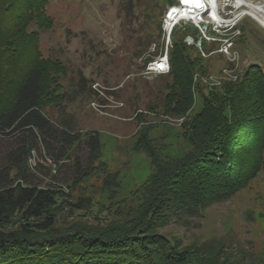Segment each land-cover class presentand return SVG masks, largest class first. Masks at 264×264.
<instances>
[{"label": "trees", "instance_id": "trees-1", "mask_svg": "<svg viewBox=\"0 0 264 264\" xmlns=\"http://www.w3.org/2000/svg\"><path fill=\"white\" fill-rule=\"evenodd\" d=\"M47 3L0 0V140L17 139L0 150V264H231L223 242L183 244L159 228L173 217L186 219L230 198L260 171L264 175L263 70L248 64L237 80L208 89L193 79L194 73L208 74L203 56L185 40L189 31L198 29L184 26L177 37L173 28L162 110L184 116L181 136L190 149L180 156L163 155L149 137V127H140L134 150L147 154L153 172L133 192L131 202L123 209L96 212L94 223L65 222L62 218L87 213L88 198L74 197L73 189L99 169L95 162L102 143L97 130H74L44 111L66 98L57 77L66 67L43 57L38 46V30L49 29L53 22L44 12ZM210 44L202 41L203 50H212ZM21 46H28L34 65L14 80L8 75ZM151 58L148 54L145 63ZM196 96L202 99L201 108L190 113ZM82 147L85 160L77 152ZM37 153L53 168H40ZM64 165L67 176L60 174ZM119 185L116 174L103 173L101 188L110 190L111 197Z\"/></svg>", "mask_w": 264, "mask_h": 264}, {"label": "rangeland", "instance_id": "rangeland-1", "mask_svg": "<svg viewBox=\"0 0 264 264\" xmlns=\"http://www.w3.org/2000/svg\"><path fill=\"white\" fill-rule=\"evenodd\" d=\"M176 3L177 0H48L44 6L53 22L49 29L38 30L39 49L43 57L57 59L66 67V72L57 76L66 98L62 103L46 105L44 111L74 130H97L102 143L99 163L95 162V168L99 169L73 189L74 197L88 198L87 213L62 221L88 219L94 223L92 217L96 212L105 208L123 209L124 204L131 202L133 192L153 172L147 154L134 150L140 127H149L148 135L163 155L180 156L190 149L181 136L179 119L184 116L163 114L161 95L167 74L155 76L145 72L146 56L151 54L152 60L165 48L168 34L164 15L167 7ZM229 4L232 14H238L240 8L234 0ZM30 26L31 30L38 29ZM184 26L189 30L194 27L176 24L173 28L177 37L182 36ZM188 33L193 37L198 34ZM217 35L232 41L231 48L238 54V77L248 64L257 65L264 72V27L258 21L249 15L239 16L231 30ZM222 38L208 42H215L208 46L212 49L209 51L196 45L207 75H218L223 67L232 66L219 50ZM147 39L150 45L146 48ZM26 47L21 46L14 58L15 66L8 75L14 80L20 78L27 66L34 65ZM193 99L190 113L202 105L201 97ZM15 141L16 138L0 140V150L6 151ZM77 152L82 160L86 159L84 147ZM36 161L41 163L40 168H53L40 154ZM68 172V166L64 165L60 174L67 176ZM104 172L116 174L119 180L114 197L110 190L101 188ZM101 216L107 217L106 212ZM159 231L180 237L183 244L223 242L231 264H264L262 171L230 198L213 202L186 219L173 217Z\"/></svg>", "mask_w": 264, "mask_h": 264}, {"label": "built area", "instance_id": "built-area-1", "mask_svg": "<svg viewBox=\"0 0 264 264\" xmlns=\"http://www.w3.org/2000/svg\"><path fill=\"white\" fill-rule=\"evenodd\" d=\"M195 1L203 2L204 0H189V2L187 3L182 2V0H177L176 4H172L168 6L166 9L167 12L165 13L163 20L164 29L167 31V28L165 27V21L166 18L169 16L171 9L174 8L185 9L187 7L190 9L191 8L190 5L185 6V4L193 3ZM205 1L207 5L208 0ZM213 1H214L213 4L208 3L207 6L206 5L204 6L206 10L209 9L210 11L209 13H207V15L208 16L210 15V17L213 18V20H211L210 23L208 22L205 23L203 20H198V22H194L193 20H190L188 16L182 17L180 20L177 21L176 24H180L181 22L186 24L185 22H187L188 24H191L192 26L198 29V34H199L198 38L195 39L193 36L188 35L192 39V42H188V43H194L195 45L201 47L202 41L211 42L216 40V38H222V37H218L217 34H219L221 31L226 29L231 30L233 25L237 22L238 16L232 15L233 11L232 9H230L231 6L228 3V1L223 0V2H221L222 4L221 6L223 7H218L217 0H213ZM192 11L193 10H191L190 12ZM178 13L179 12L177 11L175 14ZM175 22L173 24H175ZM167 34H170V32H168ZM169 43H170V39L168 37L164 50L160 52V54L157 57L153 58L152 60L146 63L145 72L147 74L150 73L152 75H158L169 72L170 63H169L168 50H167V46ZM231 46H232V41L230 39H228L227 37L222 38V46L220 47L219 50L227 57V59L230 62H232L231 64L232 66L223 67L218 75L209 74L204 76L199 73H195L194 80H200L210 88L218 87L224 81L235 80L238 77V73L236 72L238 68V54L235 50H232ZM182 119L183 118L179 119V121L181 122Z\"/></svg>", "mask_w": 264, "mask_h": 264}, {"label": "bare ground", "instance_id": "bare-ground-1", "mask_svg": "<svg viewBox=\"0 0 264 264\" xmlns=\"http://www.w3.org/2000/svg\"><path fill=\"white\" fill-rule=\"evenodd\" d=\"M218 1V7H223L221 6V2H223V0H217ZM228 1V3L231 2V0H226ZM213 0H208L209 4H213ZM234 2L236 3V6L238 8H240L239 13L238 14H232L235 16H244V15H249L250 17H252L253 19H255L256 21H258V23L260 25H262L264 27V0H258V1H254V0H234ZM190 5V9L187 7L185 9H171L169 16L166 18L165 21V27L167 28V33L172 31L173 27L176 25L177 21L180 20L182 17H187L190 20H193L194 22H198V20H203L205 23L208 22L210 23L211 20H213V18L210 17V15L208 16L207 13H209V9H205L204 6L206 5V1L204 0L203 2L201 1H195L193 3H188L185 4V6H189ZM206 5V6H207ZM191 10H193L192 12H190ZM179 12L178 14H175L176 12ZM167 11H165L166 13ZM175 14V15H174ZM214 16V15H212ZM237 17V18H238ZM218 18V17H216ZM176 21V22H175ZM175 22V24H173ZM187 23V22H185ZM171 27V29H170ZM171 33V32H170ZM168 37L170 39V34H168Z\"/></svg>", "mask_w": 264, "mask_h": 264}, {"label": "water", "instance_id": "water-1", "mask_svg": "<svg viewBox=\"0 0 264 264\" xmlns=\"http://www.w3.org/2000/svg\"><path fill=\"white\" fill-rule=\"evenodd\" d=\"M185 40H186L187 42H192V39H191V37H189V36H186Z\"/></svg>", "mask_w": 264, "mask_h": 264}, {"label": "snow or ice", "instance_id": "snow-or-ice-1", "mask_svg": "<svg viewBox=\"0 0 264 264\" xmlns=\"http://www.w3.org/2000/svg\"><path fill=\"white\" fill-rule=\"evenodd\" d=\"M182 2L187 3V2H189V0H182Z\"/></svg>", "mask_w": 264, "mask_h": 264}]
</instances>
